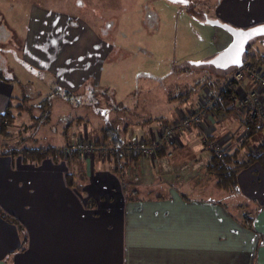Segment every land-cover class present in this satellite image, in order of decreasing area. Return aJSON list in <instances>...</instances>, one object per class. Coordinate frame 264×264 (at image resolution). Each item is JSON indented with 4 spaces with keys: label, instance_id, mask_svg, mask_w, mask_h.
Returning <instances> with one entry per match:
<instances>
[{
    "label": "crops",
    "instance_id": "obj_1",
    "mask_svg": "<svg viewBox=\"0 0 264 264\" xmlns=\"http://www.w3.org/2000/svg\"><path fill=\"white\" fill-rule=\"evenodd\" d=\"M17 38L23 47L17 57L23 65L8 68L11 73L7 75L0 69V113L9 101L13 104L21 99L16 95L40 93L16 89L24 86L34 90L28 75L69 91L71 85L88 87L91 78L92 86H98L101 65L94 71L87 63L88 69L65 64L60 53L49 62L40 46L26 49L27 40ZM230 76L225 77V83ZM203 87L192 105L184 106L189 96L185 103L174 97L167 105L174 111L164 118L152 111L135 120L127 115L112 120L79 114L70 123L66 118L57 144L62 145L57 147L62 151L54 157H25L12 146L22 143L0 131V211L21 224L20 228L0 215V264H264V163L251 152L253 147L263 149L264 129L246 141L244 114L216 109L199 125L177 133L175 141H166L154 158L124 151L128 141L138 137L149 140L159 131L160 121L170 123L182 109L196 107L204 97ZM123 101L112 109L129 113L131 107ZM24 110H10L14 120L5 123V133L15 128L18 119L28 118L21 114ZM22 124H28L27 120ZM105 125L114 129L109 134L122 139L125 155L118 162L105 156L115 149L113 143L100 137ZM78 135L114 148L100 158L80 157L69 150ZM209 141L245 163L236 175L237 192L218 188L207 174L214 153L207 148ZM127 175L134 184L135 178L144 183L157 177L170 179L198 194L191 196L172 186L165 194L143 195L138 186L131 191L124 186L122 179ZM209 184L227 200L213 197L212 190L203 191ZM243 214L253 217L252 230L239 222Z\"/></svg>",
    "mask_w": 264,
    "mask_h": 264
},
{
    "label": "rangeland",
    "instance_id": "obj_2",
    "mask_svg": "<svg viewBox=\"0 0 264 264\" xmlns=\"http://www.w3.org/2000/svg\"><path fill=\"white\" fill-rule=\"evenodd\" d=\"M207 20L241 29L264 23V0H0L1 73L10 74L8 68L23 65L17 57L18 50L23 48L17 38L20 36L27 40L26 49L40 46L49 62L60 53L65 64L88 69L87 63L94 71L102 66L97 87L92 86L91 78L88 87L76 89L71 85L72 91L28 75L34 90L24 86L16 89H22V93L37 90L40 93L30 97L16 95L21 99L13 104H21L26 109L21 114L28 118L18 119L15 128L5 136L11 134L22 143L12 145L14 148L47 144L60 147L57 144L66 118L72 122L76 115L91 114L93 118L118 120L127 115L126 118L135 120L146 118L151 111L164 118L174 111L167 107L174 97L185 103L189 96L184 106L192 105L202 95L203 86L204 94L218 90L233 70L217 69L206 63L192 64L208 61L231 41L228 31ZM249 45L250 53L257 50L264 53V36L253 39ZM55 90L69 91L72 98L53 97L50 94ZM49 96L50 120L45 123L41 100ZM121 100L131 107L129 113L112 109L117 102L123 104ZM214 110L215 105L211 113ZM26 120L28 124L23 125L22 121ZM176 136L172 137L173 141ZM122 181L130 191L140 187L139 193L143 195L165 194L172 186L191 196L198 194L188 189L190 186L161 177L148 183L135 178L134 184V179L127 175ZM203 191L227 200L212 184Z\"/></svg>",
    "mask_w": 264,
    "mask_h": 264
},
{
    "label": "built area",
    "instance_id": "obj_3",
    "mask_svg": "<svg viewBox=\"0 0 264 264\" xmlns=\"http://www.w3.org/2000/svg\"><path fill=\"white\" fill-rule=\"evenodd\" d=\"M230 79L235 87L230 96L232 107L243 113L244 117L257 119L264 129V70L262 67H257L250 61H244L241 67L233 68ZM245 80L250 84L248 88L246 87L247 84L245 85ZM218 99V92L205 93L195 109L182 112L177 119L170 123L160 121L159 131L153 134L149 140L138 137L128 141L124 145V151L128 155L137 152L142 156L154 158L157 150L174 135L199 125L211 113ZM203 140L207 141L205 138ZM113 148L104 141L96 144L88 136L78 135L69 150L74 151L80 157L92 158L103 156L105 153L112 151ZM207 148L219 156L222 151L219 144L214 141L207 142ZM263 150L264 144L263 149L253 147L251 152L255 157H259Z\"/></svg>",
    "mask_w": 264,
    "mask_h": 264
},
{
    "label": "trees",
    "instance_id": "obj_4",
    "mask_svg": "<svg viewBox=\"0 0 264 264\" xmlns=\"http://www.w3.org/2000/svg\"><path fill=\"white\" fill-rule=\"evenodd\" d=\"M250 49V47H249ZM243 61H252L253 65L257 67L264 68V53L257 50L254 53H250L249 50L245 54V58ZM0 77H2L0 73ZM234 84L233 81L227 80L224 86L220 87L216 92L219 94V99L215 102V107L218 111L230 112L234 110L231 105L230 96L234 92ZM72 93L69 91H63L60 93L59 90L53 91L52 95L55 96H64L67 100L72 98ZM19 105H13L12 102H8L6 109L3 113H0V131L5 134V128L11 120L14 119V115L10 111L13 107L18 109V112L22 111V108ZM51 96L47 97L43 101L41 100V106L44 108L46 112L45 118L42 120L43 122H48L50 120V108H51ZM21 108V109H20ZM74 119L72 122H74ZM7 123V124H5ZM71 123V121H70ZM245 124V140H249L251 136L256 134L257 132L263 129L262 125L258 122L257 119H250L248 116L244 118ZM114 130L109 128L107 125L103 126L100 132L101 139L113 143L115 145V149L113 152L106 154L107 157H113L116 162H118L125 154L121 151L122 147V139H120L115 133L109 134V131ZM164 148V147H163ZM17 152L22 153L25 157L31 158H41L45 156H56L58 152L62 151V149L57 148L52 145H48L46 147H22L16 148ZM255 159L260 160L264 163V150L259 157H255ZM244 162H239L237 159V155L235 153L229 154L221 151L220 156L216 153H211V159L207 166V174L215 179V185L224 190H229L231 192H237V182L236 175L238 170L244 166ZM116 169V168H115ZM1 217L9 221L11 223L16 224L21 228V224L17 221L12 215L7 214L5 212L0 211ZM239 222L248 230L253 229V217L250 214H243L239 218Z\"/></svg>",
    "mask_w": 264,
    "mask_h": 264
},
{
    "label": "water",
    "instance_id": "obj_5",
    "mask_svg": "<svg viewBox=\"0 0 264 264\" xmlns=\"http://www.w3.org/2000/svg\"><path fill=\"white\" fill-rule=\"evenodd\" d=\"M183 2V0H173ZM207 23L220 26L231 34V41L229 44L220 51L217 55L209 59L208 61H195L192 64H211L217 69L227 70L230 68H237L243 65L244 55L249 50V42L253 39L264 36V23L241 29L230 26L226 23H222L218 20H207ZM239 59V63L234 61Z\"/></svg>",
    "mask_w": 264,
    "mask_h": 264
},
{
    "label": "snow or ice",
    "instance_id": "obj_6",
    "mask_svg": "<svg viewBox=\"0 0 264 264\" xmlns=\"http://www.w3.org/2000/svg\"><path fill=\"white\" fill-rule=\"evenodd\" d=\"M235 63H239V59H238V57H237V59L234 61Z\"/></svg>",
    "mask_w": 264,
    "mask_h": 264
}]
</instances>
